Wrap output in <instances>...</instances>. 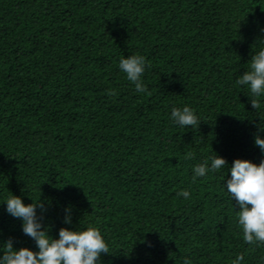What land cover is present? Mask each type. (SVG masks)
Instances as JSON below:
<instances>
[{
    "label": "trees",
    "instance_id": "16d2710c",
    "mask_svg": "<svg viewBox=\"0 0 264 264\" xmlns=\"http://www.w3.org/2000/svg\"><path fill=\"white\" fill-rule=\"evenodd\" d=\"M261 28L264 0H0V196L39 198L53 238L96 226L102 264H231L237 252L259 264L264 244L243 242L224 170L190 177L215 154L262 158L264 97L235 84ZM130 54L146 59L147 94L117 67ZM184 105L198 126L171 122ZM9 238L35 250L0 204Z\"/></svg>",
    "mask_w": 264,
    "mask_h": 264
},
{
    "label": "clouds",
    "instance_id": "9594fccd",
    "mask_svg": "<svg viewBox=\"0 0 264 264\" xmlns=\"http://www.w3.org/2000/svg\"><path fill=\"white\" fill-rule=\"evenodd\" d=\"M260 32L262 36L255 44L247 70L235 80L236 85L246 86L251 97H264V28ZM117 67L133 84L135 92L147 94L146 85L141 80L147 67L143 55L123 56ZM107 94L113 95V91L109 89ZM250 103L255 110L259 107L256 99L250 98ZM170 120L181 128L198 126L200 122L188 105L172 107ZM260 132H264V121L257 126V134L253 136V144L262 157L259 163L236 158L229 166L223 157L215 154L194 164L190 177V183H195L198 178H207L208 174L224 170L223 187L238 206L236 222L241 229L242 240L257 247L264 244V136ZM190 156L189 153L186 158ZM190 191V188H182L177 195L187 200ZM0 204H3L5 214L19 220L21 233L35 244V250H32L29 247L14 248L12 238L3 241L0 243V264H102L100 254L109 252L105 239L93 225L60 227L55 238L48 235L49 226L43 223L45 203L39 198L25 204L20 196L9 192L0 196ZM62 223L71 224L70 205L63 208ZM243 259V255L237 252L231 264H241ZM181 264H189V260L182 259ZM259 264H264V255L259 257Z\"/></svg>",
    "mask_w": 264,
    "mask_h": 264
}]
</instances>
